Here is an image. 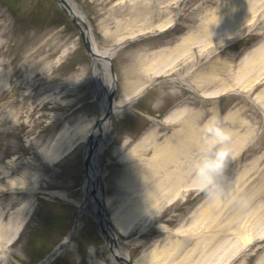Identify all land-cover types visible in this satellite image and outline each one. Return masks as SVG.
Segmentation results:
<instances>
[{
  "label": "rangeland",
  "instance_id": "374dc122",
  "mask_svg": "<svg viewBox=\"0 0 264 264\" xmlns=\"http://www.w3.org/2000/svg\"><path fill=\"white\" fill-rule=\"evenodd\" d=\"M4 2L0 0V264H35L66 235L75 203L82 198L83 141L98 113L89 89L93 86L89 57L68 17L52 0H12L10 6L6 4L8 0ZM78 2L96 47L113 49L116 103L138 93L132 92L137 87L127 93L135 60L147 59L160 49L176 45L187 34L197 39L173 61L158 65L156 75H146V85H156L139 104L133 105L139 109L130 107L111 118V144L97 159L102 202L109 216L115 214V229L124 233L120 238L129 243L131 264H148V259L152 260L149 264H231L238 255L249 256L243 264L258 262L264 256V242H255L264 238V63L248 69L247 80L241 79L239 71L251 66L249 56L244 55L246 45L264 39V1L238 32H233L237 24L228 34H224L225 27L216 26L210 31L211 40L201 34L206 28L205 18L214 19L229 0ZM160 11L165 13L152 26L142 21L144 16L152 17ZM111 12H123V16L111 20L109 32L114 40L105 41L100 23ZM175 14L177 21L170 26L169 19ZM66 21L64 27L60 26ZM67 46L69 51L62 55ZM213 67L219 69L218 84L226 80L223 89L228 87L225 91L240 94L204 102L197 112L198 126L203 131L201 147L182 151L177 158L176 165L186 172L183 184L159 203L139 204L148 195L151 183L134 191L127 186L120 188L122 163L117 154L128 150L129 135L141 132L148 124L156 130L155 144L177 140L176 124H167L160 118L170 105L194 100L190 89L195 90L198 84L193 81L198 83V75ZM210 117L219 119L228 140L217 146L218 151L226 153L219 187L205 192L196 180L195 165L216 144V129L211 127ZM79 128L69 159L67 156L58 163L62 167L59 170H50L41 153L66 144ZM152 152L148 147L135 160L136 166L143 168ZM156 177L163 180V171ZM11 183L18 187L15 199L5 194L12 192ZM27 188L34 195L23 196ZM160 190L165 191L166 186L160 185ZM29 197L31 202L37 201L33 211L18 217L17 211ZM249 199V206L239 211L238 206ZM218 200V210L204 220L202 214L208 202ZM230 201L233 203L228 209L225 205ZM224 206L226 210L217 213ZM255 208H261L262 218L250 221L245 216L236 220L239 214L244 216ZM25 224L27 229L18 235ZM240 224L246 228L244 237L240 235ZM202 238L210 241L206 248L201 245ZM89 256L112 262L98 233L84 218L59 258L72 262L82 258L78 264H99L93 258L83 263ZM237 258L235 263L242 260Z\"/></svg>",
  "mask_w": 264,
  "mask_h": 264
},
{
  "label": "bare ground",
  "instance_id": "6f19581e",
  "mask_svg": "<svg viewBox=\"0 0 264 264\" xmlns=\"http://www.w3.org/2000/svg\"><path fill=\"white\" fill-rule=\"evenodd\" d=\"M262 1L263 0H229L230 5L227 6V7H229L228 9L225 8V6H224V7H222V10L215 16L214 19L205 18L206 28L204 31L202 29L201 34L203 35L204 39L208 38L211 40L210 31L215 30L216 26H219V28H220V26L222 28L225 27L226 30L224 31V34L225 33L226 34L231 33L234 30V28L236 27V29L233 31L235 33V31L238 30L237 28H239L246 21L253 18L254 14L259 10V8L263 7ZM59 3L61 6H64L67 8L70 16H72V18L75 20V22L79 26H81V27L84 26L85 15H83L82 9L80 8L79 5L76 4V2H74L73 0H59ZM258 4H259V6H258ZM163 13H165V12L160 11L155 16H152V17H151V15L144 16L142 18V21L145 23V25L152 26V24L155 23V20L162 17ZM122 14H123V12L111 13L110 17L115 18L116 16H120ZM248 16H250V19H247ZM102 24H103V28L106 27L107 18L103 20ZM235 24H237V25L234 27ZM222 28H221V31H223ZM234 33H232V34H234ZM104 34L106 37L109 35L107 31H105ZM232 34H229V35H232ZM196 40L197 39L191 37L190 35L186 36L185 38L182 39L181 43H179L178 45H176L173 48L168 49L167 53H160L157 56V59H154V61H155L154 63L167 62V61L172 60L173 58H177V56L180 55V53L182 51H184V50L187 51L186 47L192 46L194 43H196ZM261 47H263V45H260L259 48H257L255 51H252L250 53L252 58H250V60L248 62L251 66H245L244 68H242L239 71V74H240V76H242V79H248V76H246L248 69H250L254 66H257L260 63H264V50H263L264 47L263 48H261ZM111 54L112 53L110 50L106 51V50H100L98 48L96 49L95 46H93V48H92V55H91L92 74H93L94 82L97 86L96 87V94L101 95V99H100L101 118L98 121L96 128L92 132L91 142H96L100 147L102 146V144H103L102 141H104V139L107 135V131H108V124H109L108 120L109 119H106L107 116L113 115L114 113H119L121 108H123L120 104L119 106L114 105L112 108L108 109V103H107L108 99L107 98H108L110 89L114 86V83H113L112 78L110 77V74L105 73V71L107 72V63H106L105 59L110 57ZM148 67H150V65H146L140 61L137 69H139L141 72L145 73V72H147ZM217 72H219V71H217ZM214 74H215L214 72H212V73L208 72L206 74H203L202 77L201 76L197 77L199 79L198 80V86L201 88V91L203 92V95H205V96L215 95V94H218V92H222L226 89L225 88V89H221L218 91L213 90L215 85L212 84V79H214V77H216V76H214ZM218 74H220V73H217L218 82H220L221 79L219 78ZM205 77L209 79L208 83H207L208 79H206ZM102 81H103V83H102ZM178 113L184 114V110H180ZM184 124H185L186 132L182 135L181 141H178L174 144L167 141L162 146H157L153 149L154 154L152 155V158L149 161V163H151L150 167L146 166L143 170L144 172L140 174V177H141L140 181L142 183V186H140V188L144 187V184H146V185L148 183H152V184L147 186L148 190H149L148 195L146 197H144V201L139 200V204L145 205V203H148V202H152L154 204L159 203L161 201V199H164L169 194H171L172 191L175 190L174 188H178L180 185L183 184L186 172L182 171L176 165V162L178 161L177 158L179 157L180 153L183 150H188L191 148V146L201 147V144H202V139H201L202 131H201V129H197L193 125V123H191V122L189 124L187 119L184 120ZM89 150H90V146H89ZM91 153H92V156L89 159L88 169L85 172L86 175H85L84 181H83V191L85 193V197H84V201L78 207L77 217H76V220L74 222L75 225L72 229L71 234L74 232L77 219L82 216L83 212L87 208H89L91 210V213H93L95 220L97 222L101 221V217L99 216V213H96V211H95L96 206H95V203L92 202L91 193H90L91 189L93 187V184H94L93 182H94V178L96 175V165L94 163L96 153L93 152V149H92ZM130 157H132V156L130 155ZM171 164H173V166H169ZM128 170H131V169L129 168ZM160 170L163 171V180H161V179L157 180V178L155 180H152L153 178L156 177L155 176L156 173H158ZM130 176H131V174H127V177L124 179V181H127V183H131L132 181H131ZM160 185H161V187L165 185L166 190L165 191L160 190ZM27 202L25 204L23 211H26L28 209ZM141 202H145V203H141ZM219 202H220V200L207 204L206 209H205L204 213L202 214V217H204V220H205V218L206 219L211 218L210 216L212 214L213 215L215 214V212L219 208L218 207ZM251 202L252 201L249 199L246 202H244L243 204H240V206H238L239 207L238 210L243 212L244 209L246 207H248ZM232 203H233V201L227 202L225 206L229 209L230 204H232ZM225 206H224V208H222L217 213H221L222 211H224ZM260 212H261V208H255L254 212L245 213L244 216L239 214V216L236 217V220L241 221L242 217L246 216L250 221H255V219L263 217L260 214ZM259 221H262V220H259ZM239 230L243 231L244 234L242 232H240V235L242 237H244L246 228L243 229L242 225L240 224ZM247 236H249V235H247ZM200 240H202L201 245L204 248H206L210 244V241L208 238H206V239L202 238ZM122 246H126V244H122ZM55 253H57V251L54 252V254ZM117 254H120L121 256L123 255V257L125 259H127L126 253L118 251ZM50 258H48V259H50ZM47 260H45L44 263L47 262ZM44 263H40V264H44ZM138 264H142V263L138 262ZM158 264H160L159 261H158Z\"/></svg>",
  "mask_w": 264,
  "mask_h": 264
},
{
  "label": "clouds",
  "instance_id": "9594fccd",
  "mask_svg": "<svg viewBox=\"0 0 264 264\" xmlns=\"http://www.w3.org/2000/svg\"><path fill=\"white\" fill-rule=\"evenodd\" d=\"M209 123L216 131L213 136L216 144L207 149L201 159L196 163V180L207 191L211 192L219 187V178L223 177L225 167L224 157L226 153L218 151L217 146L228 140V136L223 132L217 117H210Z\"/></svg>",
  "mask_w": 264,
  "mask_h": 264
}]
</instances>
